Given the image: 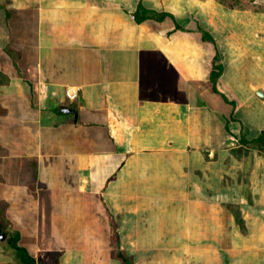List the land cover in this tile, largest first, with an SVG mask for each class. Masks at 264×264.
<instances>
[{"label": "crops", "instance_id": "obj_1", "mask_svg": "<svg viewBox=\"0 0 264 264\" xmlns=\"http://www.w3.org/2000/svg\"><path fill=\"white\" fill-rule=\"evenodd\" d=\"M0 230V264H264V10L0 0Z\"/></svg>", "mask_w": 264, "mask_h": 264}, {"label": "trees", "instance_id": "obj_2", "mask_svg": "<svg viewBox=\"0 0 264 264\" xmlns=\"http://www.w3.org/2000/svg\"><path fill=\"white\" fill-rule=\"evenodd\" d=\"M140 11L143 14L145 13L143 8H139V12ZM219 71H220V66H213V68L210 72V80L212 82V89L213 90H216L214 83H215L216 77L219 75ZM10 244L17 251L16 259L18 262H20L19 264H36L34 258L32 256H30L26 252V250H24L23 248H21L20 246L17 245V235H13L10 237Z\"/></svg>", "mask_w": 264, "mask_h": 264}, {"label": "rangeland", "instance_id": "obj_3", "mask_svg": "<svg viewBox=\"0 0 264 264\" xmlns=\"http://www.w3.org/2000/svg\"><path fill=\"white\" fill-rule=\"evenodd\" d=\"M228 6L246 7L254 10H264V0H217ZM21 243V242H20Z\"/></svg>", "mask_w": 264, "mask_h": 264}, {"label": "built area", "instance_id": "obj_4", "mask_svg": "<svg viewBox=\"0 0 264 264\" xmlns=\"http://www.w3.org/2000/svg\"><path fill=\"white\" fill-rule=\"evenodd\" d=\"M65 95L69 99H74L77 97V89L72 88V87H68L65 89Z\"/></svg>", "mask_w": 264, "mask_h": 264}, {"label": "water", "instance_id": "obj_5", "mask_svg": "<svg viewBox=\"0 0 264 264\" xmlns=\"http://www.w3.org/2000/svg\"><path fill=\"white\" fill-rule=\"evenodd\" d=\"M4 233L3 232H1V230H0V239H3L4 238Z\"/></svg>", "mask_w": 264, "mask_h": 264}, {"label": "bare ground", "instance_id": "obj_6", "mask_svg": "<svg viewBox=\"0 0 264 264\" xmlns=\"http://www.w3.org/2000/svg\"><path fill=\"white\" fill-rule=\"evenodd\" d=\"M260 92V91H259Z\"/></svg>", "mask_w": 264, "mask_h": 264}]
</instances>
